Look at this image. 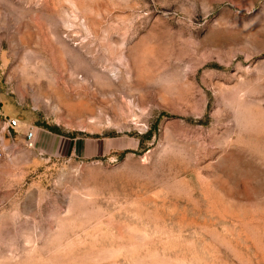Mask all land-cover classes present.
I'll return each mask as SVG.
<instances>
[{"label": "rangeland", "instance_id": "374dc122", "mask_svg": "<svg viewBox=\"0 0 264 264\" xmlns=\"http://www.w3.org/2000/svg\"><path fill=\"white\" fill-rule=\"evenodd\" d=\"M0 153V264H264V0H0Z\"/></svg>", "mask_w": 264, "mask_h": 264}, {"label": "crops", "instance_id": "0c3cea01", "mask_svg": "<svg viewBox=\"0 0 264 264\" xmlns=\"http://www.w3.org/2000/svg\"><path fill=\"white\" fill-rule=\"evenodd\" d=\"M35 149L38 156L46 155L49 158L54 156L72 155L76 159H86L100 153V146L97 143L80 139H67L42 130L36 136Z\"/></svg>", "mask_w": 264, "mask_h": 264}, {"label": "built area", "instance_id": "2783aa9c", "mask_svg": "<svg viewBox=\"0 0 264 264\" xmlns=\"http://www.w3.org/2000/svg\"><path fill=\"white\" fill-rule=\"evenodd\" d=\"M6 128L8 130H15L18 127V121L16 119H10L6 121ZM24 143L25 147L28 149H35V144H36V132H34L32 127H29L27 131L24 134ZM0 153V157H1Z\"/></svg>", "mask_w": 264, "mask_h": 264}]
</instances>
